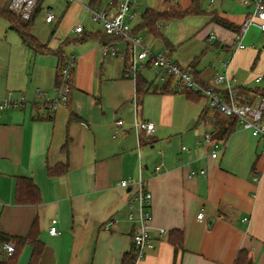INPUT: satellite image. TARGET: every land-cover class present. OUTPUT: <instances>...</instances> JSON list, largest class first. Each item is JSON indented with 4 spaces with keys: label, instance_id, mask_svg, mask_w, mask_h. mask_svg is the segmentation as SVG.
I'll list each match as a JSON object with an SVG mask.
<instances>
[{
    "label": "crops",
    "instance_id": "crops-1",
    "mask_svg": "<svg viewBox=\"0 0 264 264\" xmlns=\"http://www.w3.org/2000/svg\"><path fill=\"white\" fill-rule=\"evenodd\" d=\"M10 1L0 0V7ZM121 1L98 0L95 9L114 14ZM44 2L41 23L51 35L47 41L37 31L36 36L52 52L34 53L22 44L27 64L33 54L29 81L22 74L11 76L10 66L0 63V72L7 81L19 82L13 88H21L26 99L22 106L0 111V231L26 236L36 219L44 244L39 264H124L133 255L135 222L129 212L131 205L137 208L133 197L142 178L152 194L156 246L137 264H264L263 143L210 108L201 94L193 91L199 98L190 100L175 80L172 89L164 91L168 79L163 80L164 71L154 66L146 68L152 75L142 74L153 87L137 103L136 79L124 75L128 44L118 40L115 46L121 54L104 55L107 35L88 8L91 0L84 4L47 0L43 7ZM137 3L138 17L131 27L146 47L168 54L204 86L227 72L228 79L217 88L224 93L230 84L240 103L263 98L264 32L258 24L243 34L245 47L237 48V34L252 5L242 0H200L198 13L161 23L168 48L164 40L136 28L143 11L180 12L193 1ZM48 11L55 15L51 22L46 21ZM91 15L92 26L76 32ZM83 35L89 37L78 40ZM60 48L74 62L73 82L68 102L51 111L45 99L58 97L59 57L54 51ZM228 60L226 70L223 62ZM259 77L262 80L257 81ZM37 89L46 98L38 99ZM136 122H153L154 130L137 129ZM58 166H67V171L50 174ZM21 177L32 179L39 203H18ZM126 179L131 184L121 186ZM53 220L59 234L50 232ZM174 230L183 235L181 249L171 240ZM32 253L33 247L26 244L18 264H29ZM4 255L8 254L1 250L0 258Z\"/></svg>",
    "mask_w": 264,
    "mask_h": 264
},
{
    "label": "built area",
    "instance_id": "built-area-1",
    "mask_svg": "<svg viewBox=\"0 0 264 264\" xmlns=\"http://www.w3.org/2000/svg\"><path fill=\"white\" fill-rule=\"evenodd\" d=\"M69 3L78 2L83 3V0H66ZM138 0H122L119 4L118 11L114 14L107 10H99L90 8L93 17L103 23L105 33L109 36L118 37L109 43L103 44V53L106 56H119L121 52L115 46L116 41L122 40L131 46V58L125 66V77L136 78L138 72L147 68L148 64L160 68L164 71L163 80L173 77L177 89L180 91L191 90L204 96L208 100L210 108L218 110L220 113L227 117H235L242 128L249 130L252 135L264 145V96L257 102L243 104L237 100V91L230 84L227 85L224 93H221L217 85L223 83L228 79L227 72L218 74L213 78V85L204 86L193 79L190 73L181 68L178 64L173 62L165 52H153L150 48L146 47L141 39L131 34V22L138 17L136 11ZM247 5H252V11L247 15L244 20L239 33L237 34V48H244L245 45L241 39L246 30L254 24L264 32V0H242ZM38 0H11L9 9L15 12L23 21L31 18ZM55 19L52 11H48L46 21L51 22ZM76 32H82L83 26H77ZM215 38V35L211 36ZM73 61L69 62L63 69V81L58 88V97L56 99H47L44 92L40 89L36 90L38 99L46 98L45 105L53 111L58 103H66L70 94V81L72 79ZM230 65V60L223 62V67L227 70ZM262 80V77L257 78V81ZM12 93H10L11 95ZM26 102L23 95L16 99H3L0 100V111L6 110L13 106H22ZM118 125L122 124L119 120ZM137 129H144L149 133L154 130L155 124L153 122H136ZM207 140L210 139L209 135L206 136ZM218 146V145H217ZM216 146V147H217ZM212 156H217V150L212 152ZM157 170L160 167H156ZM205 171H201L204 173ZM195 172H192L194 174ZM191 176V175H190ZM131 184V180H123L120 185L127 187ZM138 190L136 191L133 201L137 204V208L131 209L129 217L135 222V231L133 234V254L135 260L132 264H137L139 260L145 257L152 251L156 242L151 233L152 226V213L150 210L152 202V194L144 188V180L140 178L137 182ZM204 214H198V219L202 220ZM245 221L248 218L244 219ZM57 220H53V225L50 228L52 234H59V229L56 225ZM161 233L165 230L161 229ZM14 246L11 243H4L0 246V251L5 250L8 255L12 253Z\"/></svg>",
    "mask_w": 264,
    "mask_h": 264
},
{
    "label": "trees",
    "instance_id": "trees-1",
    "mask_svg": "<svg viewBox=\"0 0 264 264\" xmlns=\"http://www.w3.org/2000/svg\"><path fill=\"white\" fill-rule=\"evenodd\" d=\"M98 0H91L90 8L95 9V4ZM193 4L191 7L187 8L183 11H158L153 8H146L142 13L141 22L136 27L137 29H145L146 32L150 33L154 38L162 39L166 43L168 48H171L170 43L164 37L161 32L160 25L163 21L171 20L174 18L184 17L188 14L198 13V3L200 0H192ZM41 0H38L36 8L31 16V18L27 21H23L15 12L11 11L9 7L4 6L0 7V16L5 18L9 23L10 29H14L18 32L22 44L31 49L34 53H51L52 50L48 47L47 44L40 41V39L32 32V28L35 24V19L39 12L41 11ZM218 22L221 24L231 27L232 25L223 19H218ZM106 34V33H105ZM131 34L135 35L137 32L135 28L131 30ZM91 35V34H90ZM107 35V34H106ZM89 35H83L78 40L83 41L86 40ZM118 37L107 35V41L105 43L112 42L117 40ZM54 53L59 57V63L57 67L56 73V87L59 88L63 81V69L66 64L69 62V58L65 55V53L60 49L54 51ZM168 55V54H167ZM126 63L129 62L131 58V46L128 45L127 54H126ZM151 63L148 64L147 67H151ZM136 89H137V103H140L142 97H144L151 89L152 82H148V80L142 75L141 71L138 72L136 76ZM73 82V69H72V79L70 81V91L72 89ZM174 83V78L169 77L168 80L163 85L164 91H169L172 89V85ZM155 91V89H153ZM185 94L190 100H197L199 95L194 93L191 90H186ZM262 96H264V90L261 91ZM70 97V94H69ZM68 97V100H69ZM67 100V102H68ZM66 102V103H67ZM75 118V117H74ZM233 121L238 123L237 118L230 117ZM68 143V142H67ZM67 143L64 147L67 146ZM67 171V166H61L52 168L49 172L52 175H59L65 173ZM17 201L20 204H37L39 203V190L32 181L31 178L21 177L17 182ZM39 225L38 221L35 219L31 225V228L26 236H11L2 231H0V244L11 243L14 246V249L10 255H4L3 258H0V264H18V259L22 252V249L26 244H30L33 247V253L31 256V260L29 264H39L40 258L42 256L44 250V244L39 238ZM177 234L176 237H173V234ZM171 240L176 246V249L182 248L183 243V235L178 230L172 231ZM1 246V245H0ZM242 257L240 256V259ZM135 260V255H128L124 264H132ZM239 260V259H238Z\"/></svg>",
    "mask_w": 264,
    "mask_h": 264
},
{
    "label": "rangeland",
    "instance_id": "rangeland-1",
    "mask_svg": "<svg viewBox=\"0 0 264 264\" xmlns=\"http://www.w3.org/2000/svg\"><path fill=\"white\" fill-rule=\"evenodd\" d=\"M47 2V0H46ZM46 2L43 3V7H46ZM8 7V6H7ZM92 14V13H91ZM44 12L40 11L35 19V24L32 28V32L36 35V31L40 33V37L45 38L46 41L51 35V30H49L45 24L41 23L43 18ZM94 21L91 20L89 23H82V26L88 29L92 26ZM10 23L3 17L0 16V63L9 65L11 68V76L18 74H22L26 81H29L31 75V67L32 64L30 63L33 61V54H30V62L27 64V55L25 53V48L21 43L20 36L18 32L14 29L9 28ZM155 70V69H154ZM151 70H144L142 72L143 75H152ZM152 78L154 80L158 78L154 75ZM15 85H19V82L16 84L10 80L7 81V76L3 72H0V95H7L5 99H16L18 96L21 95L20 89L21 88H13ZM10 92L12 93L10 95ZM0 99H3L0 97ZM218 114L219 113L217 111Z\"/></svg>",
    "mask_w": 264,
    "mask_h": 264
}]
</instances>
